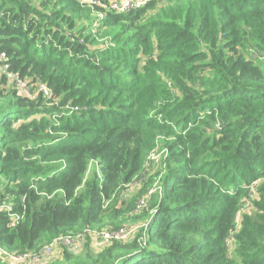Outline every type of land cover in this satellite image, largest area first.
<instances>
[{
	"label": "trees",
	"instance_id": "trees-1",
	"mask_svg": "<svg viewBox=\"0 0 264 264\" xmlns=\"http://www.w3.org/2000/svg\"><path fill=\"white\" fill-rule=\"evenodd\" d=\"M83 3L0 0V248L83 234L35 264H264V0Z\"/></svg>",
	"mask_w": 264,
	"mask_h": 264
},
{
	"label": "built area",
	"instance_id": "built-area-1",
	"mask_svg": "<svg viewBox=\"0 0 264 264\" xmlns=\"http://www.w3.org/2000/svg\"><path fill=\"white\" fill-rule=\"evenodd\" d=\"M149 0H83V4H88L89 7L92 9L93 15L99 19H102L104 17V11L106 10H113L117 13H128L132 9L140 8L143 4H146ZM99 8L100 10H96ZM95 26L98 27V23H95ZM111 45V43H109ZM0 60L5 63V60H7L6 54L4 52H0ZM2 69L5 72H8V65L4 64L1 65ZM9 73V72H8ZM9 76L12 78L13 81L17 83L19 87H24L23 81L20 79L18 74L16 73H9ZM40 92H43L45 95H49L50 91L47 89L46 86L42 85L40 87ZM71 111H74V107H70ZM166 150L160 151L159 149H154L146 158L145 161V168H147V172L152 169L153 166H156L163 162V160L166 159ZM143 181V180H142ZM141 181V182H142ZM141 182H136V185L138 183L141 184ZM159 179L156 181L155 185L150 189L149 193L146 195L145 198L141 199L136 207V210L134 211V214L139 213L141 210L146 209L150 205V199L151 196L156 192L162 191V188L158 186ZM142 185H140L141 187ZM131 187V186H130ZM139 187V188H140ZM138 189V188H137ZM136 189V190H137ZM126 194H129L128 191H126ZM5 210H10L9 207H3ZM142 224V223H140ZM95 230L92 231V233ZM99 239L109 243L114 240H127V238L131 235V230L129 228H121L118 231L115 230H104L103 232L95 231ZM85 237V235H64L61 237H58L51 241L50 243L44 245L42 247V251L40 253H29V254H16V253H8L6 251H3L0 248V254L6 256L8 259L14 261L18 264H35L39 263L41 261H47L51 257H53L57 252L62 250L66 247H71L75 242L80 243L82 239Z\"/></svg>",
	"mask_w": 264,
	"mask_h": 264
},
{
	"label": "rangeland",
	"instance_id": "rangeland-1",
	"mask_svg": "<svg viewBox=\"0 0 264 264\" xmlns=\"http://www.w3.org/2000/svg\"><path fill=\"white\" fill-rule=\"evenodd\" d=\"M253 55V53H252ZM251 56V55H250ZM140 187V183H138V185H136V183H134L131 187H129L128 189V193H132L134 192L137 188ZM138 191V190H136ZM118 201H123L124 198L123 197H120L119 199H117ZM139 226H141L140 224H136V223H133L131 221H128L126 224H125V227L124 228H129V230H131V235H134L136 233V231L139 229ZM101 244V243H100ZM102 245V244H101ZM101 248V247H100ZM14 264H17V263H14ZM27 264V263H25Z\"/></svg>",
	"mask_w": 264,
	"mask_h": 264
}]
</instances>
